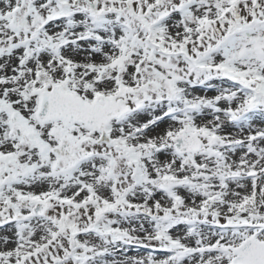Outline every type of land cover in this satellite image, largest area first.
<instances>
[{
    "label": "snow or ice",
    "instance_id": "1",
    "mask_svg": "<svg viewBox=\"0 0 264 264\" xmlns=\"http://www.w3.org/2000/svg\"><path fill=\"white\" fill-rule=\"evenodd\" d=\"M0 264H264V0H0Z\"/></svg>",
    "mask_w": 264,
    "mask_h": 264
}]
</instances>
